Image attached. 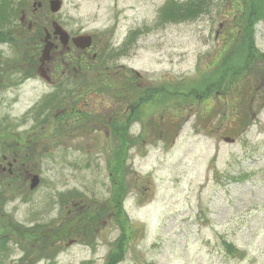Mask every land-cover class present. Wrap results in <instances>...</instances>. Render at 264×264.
<instances>
[{
	"label": "rangeland",
	"instance_id": "374dc122",
	"mask_svg": "<svg viewBox=\"0 0 264 264\" xmlns=\"http://www.w3.org/2000/svg\"><path fill=\"white\" fill-rule=\"evenodd\" d=\"M62 1L52 14L50 0H12L22 8L14 19L11 5L0 7L19 24L14 42L0 40V123L14 134L3 141L26 146L20 170L3 172L0 161L1 179L13 182L0 264H105L124 234L118 264H264V95L244 71L250 45L264 44V0H177L185 5L165 20L172 0ZM52 20L93 35L100 68L91 77L55 86L40 77ZM96 74L99 91L87 94ZM138 91L152 94L141 101ZM54 92L55 110L44 107ZM125 94L136 141L118 203L112 122H124ZM41 108L47 119L37 117ZM62 116L70 121L59 124ZM29 174L40 178L34 190Z\"/></svg>",
	"mask_w": 264,
	"mask_h": 264
},
{
	"label": "trees",
	"instance_id": "16d2710c",
	"mask_svg": "<svg viewBox=\"0 0 264 264\" xmlns=\"http://www.w3.org/2000/svg\"><path fill=\"white\" fill-rule=\"evenodd\" d=\"M14 1L15 0H13V2ZM182 4H181V2H179L177 0H172V2L167 3V5H165L164 8L161 10V18L164 20H165V18H171V19L176 18L177 15L175 14V16H174V12L178 6L182 7L185 5L184 3H182ZM5 5L7 7H8V5L9 6L11 5V7H12V19H14L15 15H18L17 13L19 12V10L22 9L21 6H19V5L14 6L12 4V0H0V7H4ZM183 8L181 9L182 15H183ZM7 14H8V12H6L5 10L4 11L0 10V30H2V31H0V40H1V42H14L15 41L14 34H13L14 28L16 25H19V24H18V22L13 23V20L11 22H7L6 21V15ZM180 18H181V16H180ZM38 32L42 33L40 26H37V33ZM250 47L255 49L254 43H252L250 45ZM248 67L249 68L244 67V71L250 73L251 72L250 70L252 67H250V66H248ZM222 81H223V79H222ZM104 87H105V84L103 85V88ZM210 88L211 87L208 86L206 88V90L210 89ZM196 89L201 90V91L205 90V88H196ZM210 90H208L207 92H209ZM66 92L70 93V90L67 89ZM155 92H157L158 94H161L160 91L156 90ZM138 93H140L139 96L142 97L141 101H143L144 98L151 97L152 91H148L146 93L144 91H138ZM80 94L81 93H79V96H80ZM200 96L204 97V96H206V94H202V92H201ZM46 100H49L50 103L47 104ZM46 100L44 101V104H45L44 107H47L48 109L51 107L53 110H55L56 108H60V104H59L60 95H58V94L57 95H55V94L51 95L50 99H46ZM48 106H50V107H48ZM138 111H139L138 116L140 117L141 112H140V110H138ZM45 113H47L45 108H41L39 110H36L37 117L40 118L41 120L43 118L47 119L48 115L45 116ZM67 113H71V112L67 111ZM71 115H73V114H71ZM58 121H59V124L63 125L65 122L68 123L70 121V118H68L67 116L66 117L62 116L61 118L58 119ZM38 122H40V121H38ZM130 126H131L130 123L127 124L126 126H124L123 128H120L118 126V124H114L112 126L115 134L121 138V142L119 143V148L117 149L116 155H115V160H116L115 167H114V169H112V171L120 173L119 174V181L120 182L117 183V192L114 193V201H116L118 203L121 201V199H124L126 194H127V190H128L127 185L124 184V182H123V178L125 176V163H126V159H127V150L131 146H133L134 142L136 141V140H134V138L130 139V137L128 135ZM9 128L10 127H8L7 125H2L0 123V144L2 147L3 156L5 155V156H9V157L18 158V160L21 161V159H22L21 155L22 156L25 155V151H24V154L22 151H23V149H26V146L24 148L21 143H20V146H18L17 144L15 145V143L12 144L10 142L9 143L7 142L5 144L4 143L5 141H3L4 139H7V138H11L14 140V134L11 137L9 136V133H8V131H10ZM63 129L66 130L65 126ZM141 138H143V137H141ZM3 156L0 157V161H3ZM1 177L2 176L0 175V226L3 225V224H1V221L4 220L3 217L5 216L3 207H4V203L6 202L7 199L4 198L5 197L4 195H6L11 190V188H13L12 187L13 182L10 178H7L6 180H2ZM124 235L120 236L119 239L117 240L115 247H113V249L108 254L105 264H118L124 259V254H125V250H126V248L124 249V243H125Z\"/></svg>",
	"mask_w": 264,
	"mask_h": 264
},
{
	"label": "flooded vegetation",
	"instance_id": "af4514ba",
	"mask_svg": "<svg viewBox=\"0 0 264 264\" xmlns=\"http://www.w3.org/2000/svg\"><path fill=\"white\" fill-rule=\"evenodd\" d=\"M258 2H260V0H256ZM258 5V4H257ZM240 6V5H239ZM261 8V6L259 7ZM258 6L256 7V11L254 12V14L258 13ZM263 23H264V17L261 18ZM26 21V17L23 19V22L25 23ZM53 20L51 21L52 24ZM34 27L33 23H29L28 28L29 30H32ZM44 32L46 33L48 31V29L46 27H44ZM83 34H89V33H83ZM75 35H71V36H76ZM91 35V34H90ZM93 37V35H92ZM51 40L57 44L60 45V41L57 37H55L54 35L51 36ZM93 41H94V37H93ZM255 46V53L252 59V69H251V73H252V78H253V82H255V85H258V88L256 89V92H258L259 90H262V93L264 95V44L260 45L257 43H254ZM94 47V44L92 47L88 48V49H82V48H77L74 46V44L72 42H69V44L67 46L64 47H57L56 49L53 50L52 55L53 58L45 65V69H46V74L49 77V81H47V83L49 85H53L55 86L57 81H62L61 78L63 77H70L72 80H77L79 78L83 77H87L90 76V74L88 73L90 71V68L94 71H98L99 68L96 65L97 62V58H98V53H92V49ZM96 68V69H95ZM89 74V75H88ZM91 77V76H90ZM99 74L94 75V81L91 80L92 82V88L90 91L87 92V94H92L95 93L97 94L99 91ZM60 78V79H59ZM59 79V80H58ZM66 80V78H65ZM71 81V80H70ZM56 93V92H54ZM122 97L120 95H115V99H114V103H122L120 102ZM123 100L127 101L125 103H123L124 107V114H126L124 116V122H119L115 119L114 122H116L117 124H119L118 126L120 128H123L124 126H126L127 124L130 123L131 121V114H132V105H131V100L128 94H125ZM83 102H87V100H83ZM104 104V103H102ZM88 105V104H87ZM95 106H100L99 104H96ZM118 108H121V104H119ZM136 108V107H135ZM83 113H80L77 115H82ZM88 116V115H87ZM83 118V115L81 116V119ZM113 123V122H112ZM115 124V123H113ZM6 162L8 161V158L6 157L4 159ZM10 162H8V169L6 167L3 168V172H9V174H11L12 170L14 169L15 165H18V162L14 164V167H12L11 165H9ZM21 165V164H20ZM20 170V169H18ZM28 174V172H27ZM29 176H31L29 174ZM28 176V177H29Z\"/></svg>",
	"mask_w": 264,
	"mask_h": 264
},
{
	"label": "water",
	"instance_id": "95a60500",
	"mask_svg": "<svg viewBox=\"0 0 264 264\" xmlns=\"http://www.w3.org/2000/svg\"><path fill=\"white\" fill-rule=\"evenodd\" d=\"M62 5H63V1L62 0H51L50 1V10L52 13H58L60 12V10L62 9ZM41 6V4H40ZM53 35L56 36L57 38H59L61 44L63 46H67L71 40L69 33L57 22H53ZM51 39V34H47L46 38H45V46L44 49L42 51V55L40 57V68H39V72H40V76L43 77L44 79H46L47 81H49V77L46 75V71L44 69V66L47 62H49L51 60V52L54 48H57L58 46L55 45L52 41H50ZM72 42L74 43V45L78 48H82V49H87L89 47L92 46V37L89 35H79L76 36L74 38H72ZM227 142H234L233 139L226 137L224 139ZM40 183V178L38 175H34L31 178V185L30 188L31 190H34Z\"/></svg>",
	"mask_w": 264,
	"mask_h": 264
}]
</instances>
